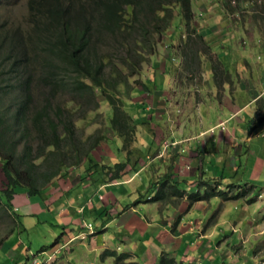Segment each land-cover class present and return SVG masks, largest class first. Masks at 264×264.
Returning a JSON list of instances; mask_svg holds the SVG:
<instances>
[{"label":"rangeland","instance_id":"rangeland-1","mask_svg":"<svg viewBox=\"0 0 264 264\" xmlns=\"http://www.w3.org/2000/svg\"><path fill=\"white\" fill-rule=\"evenodd\" d=\"M43 1H0V32H9L11 35L16 34L21 39V42H24L33 35L28 40L27 45L31 46L28 53L30 55L34 54L25 68L33 74L32 80L39 81L31 105L33 109L38 107L48 97L53 99V102H66L72 98L71 95L65 92L52 91L41 80L43 62L47 59V56L43 47H41V41L39 40L37 45H35V42L41 34L40 21L42 16L37 9L41 8L40 2ZM204 1L193 0L195 16L192 25L197 31L196 34H193L191 40L189 41V34L187 33V27H185L186 24L182 19V15H179V9H177L179 13L173 25L165 33L162 41L158 40L160 43L157 53L148 55V60L143 62L140 73L135 77L128 78L127 84L129 85L126 84L119 87L117 95L124 101L123 108L130 115L129 117H121V125L123 123V126L119 130L124 131L126 134H122V132L112 125V118L114 117L112 106L100 92L96 94L99 108L91 111L84 120L80 119L79 115L76 116L77 126L80 128L79 134L85 141L87 151L91 150V156L95 160L110 166H115L116 163L121 161H128L127 167L121 172V179L124 177L126 180L129 179V176L134 174L132 170L135 167H145L147 163H150L149 169L151 170L147 168V172L149 171L150 174L152 172L153 174L167 172L168 166L166 164L173 159L170 149L172 146L177 147V145H174V140L171 142V133H179L180 124L186 126L182 127L184 132H186L180 138L183 141H185L186 137H190V132H197L194 135L196 136L194 140L186 143L182 142L183 145L181 143V146L197 149V143L203 142L206 144L209 139L211 144H213V136L217 134L216 132H209L206 135H201L200 133L203 128L210 126L213 122H217L218 116L223 113L219 110L223 109V105H214L215 103L208 102L202 106L200 115L198 116L195 111L200 110L201 98L199 96L196 98L194 92L198 89L199 84L204 83L202 81H226L228 80V76L230 78L233 77L232 81H260V76L257 72L259 70L258 64L264 62V36L262 39L261 36H257L264 35V0H257L254 3L242 0L232 7L233 10H236L234 13L231 12V8L228 10L227 8L229 7L223 4V1L227 2L229 0H209L208 4L212 8L209 13L204 7L206 4L203 3ZM208 4L207 6L209 7ZM223 7L226 10L225 12H221ZM201 13L205 15L204 17L211 14L226 13L227 22L223 26H220L216 24L219 20L218 22L202 21L205 25L202 26L200 23ZM212 33L213 36L211 35ZM231 35L234 36L232 39L229 38ZM224 39H227V43L231 48L230 51H225V53L230 52L228 62L231 72L229 70L225 72L223 68H219L221 62H218V54L215 55L214 53L216 49L219 54L223 51V47L226 45ZM245 40L247 44L242 43ZM204 47L208 50L205 53L199 54L198 51L203 50ZM193 49L196 52L194 56L191 52ZM3 50L0 47V95L4 90L9 92L3 104L6 106L16 101L17 89L12 85L15 81H21L22 74L20 75L16 72L11 74L6 73L8 63H1V53H3ZM105 50L108 53H112V55L118 54L120 52L119 43L117 41H110L109 46H106ZM37 52L41 54L38 58L36 57ZM233 60H236L235 68L231 69L230 62ZM250 61L253 67L247 66V62ZM160 63L163 68L162 72L167 75V78L164 79L161 74V79H158V81H166V83L160 87L161 89H155L152 81L159 75L158 67ZM215 65H218V69L215 68L217 74L213 69ZM120 69L123 73L128 72L127 68L120 66ZM166 69L169 70L166 71ZM112 70L113 67L107 68V72ZM220 84L223 87L222 83ZM152 85H154L153 88L148 91ZM233 88L234 86H231L230 90ZM164 91L173 100L179 101L178 103L173 101L171 106L173 104L177 108L182 106L183 114L178 113L176 107L170 106L171 108L166 109L167 114L165 113L164 115V102L160 100L156 104L154 103V100L158 96H161ZM241 95H244V93L241 92ZM140 97H144L145 102L154 103L153 105L158 108L155 118L160 119L162 117L160 115H164L161 121L157 120L158 122H156L155 118L149 116L154 111H146V115L143 117L144 112L142 113V110L139 108L140 106L135 105V101H140ZM243 105L244 101L242 100L240 106ZM186 107L192 110L189 113L192 120L188 123H185L187 113L184 109ZM74 109L76 110L77 108L75 107ZM257 109L258 107L253 103L247 111L245 110V112L239 114V117L243 120L242 123L238 122L239 119L234 117L218 127L222 128L224 126V128L232 131L233 127L236 126L239 133L237 135L233 133V136L237 138L235 144H226L219 147L218 144L214 143L215 152L209 149L203 152L206 164L212 161L211 168H207L206 170L210 176L213 175L214 170L223 172L224 164H221V157L223 155L235 156L234 164L226 166V173H222V177L218 176L219 180L222 179V184L219 185L218 182H214L212 186L217 191L223 187L224 191H228L232 195L237 190V193L247 190V194L241 198L229 200L218 196L210 201L213 206L209 208V217L213 215V219H219V216H221L219 227L222 236L218 240H215L214 244L208 246L206 243H200L197 246L189 244L191 250L190 256L197 258L198 264H264V135L262 136V129H256L254 133H250L258 123L257 119L254 123H250V120L255 119ZM233 120H235V123ZM173 121H176V123L170 127ZM136 122L138 123L137 125ZM134 126V132L129 134L131 127ZM218 128L213 129V131H217ZM161 131H164L165 134H162ZM223 140H226L225 136H223ZM158 142L160 144H157ZM93 147L95 148L93 149ZM159 147H163V152L156 153ZM173 153L175 154L176 151ZM180 158L184 160L182 156ZM218 158L220 162L217 160ZM142 159H146V161ZM74 160L75 162L72 166L63 168L61 174L55 177L52 183L47 186L45 194H49L44 200L52 203L63 197V201H65V198H70V195L66 191L69 186L78 183L80 179L89 178L85 170L91 167V161L86 157H76ZM183 162L188 164V160L181 161V163ZM170 164L174 167L175 162H170ZM44 168L46 167L41 169L43 170ZM175 169H177V166ZM136 180L131 185V188L142 191L143 185L140 177ZM4 182L5 176L0 162V186ZM238 184L241 186H237ZM231 185L232 187L230 188L229 186ZM19 194H25L27 200L17 201L20 208L19 214L22 215L20 217L22 224L15 227L13 232L12 230L16 221L9 214H5L0 208V264H47L51 261H54L53 264H58L59 260H55V258L51 260L48 258L49 262H47V255L42 254V252L47 249L51 250L55 246V242L63 237V225H58V222L55 220L56 215L48 211V207L44 206V200L40 195L29 197L24 188H21ZM78 194L79 189H75L72 196ZM19 199H21L20 196ZM27 203L31 204L32 211L37 209L38 213L35 215L24 214V212H27L25 206ZM54 208H56V205L53 206ZM103 215V213L100 215L95 213L85 214L86 219L95 224L94 229L98 231L96 235H104L105 241H109L112 237L110 233H114L115 228L113 230L110 229L108 233L107 231H103L101 228V217ZM78 243L79 241L74 244ZM106 250L104 249L102 252ZM209 250L212 255L206 259L205 254ZM100 252L92 251L87 246H84L83 248L78 247L75 253L69 256L74 260L73 264H139L132 256H127V258L121 260L118 259L121 252H117V257H103L104 252ZM140 253L141 250H139L138 254ZM77 254L84 255L86 259L82 261L77 260L75 257ZM184 256V249H182L179 252V260L184 259ZM61 259L63 260V258ZM153 263V260L144 261V264Z\"/></svg>","mask_w":264,"mask_h":264},{"label":"trees","instance_id":"trees-1","mask_svg":"<svg viewBox=\"0 0 264 264\" xmlns=\"http://www.w3.org/2000/svg\"><path fill=\"white\" fill-rule=\"evenodd\" d=\"M240 1L242 0H229L223 3L229 7H226L228 10L231 8V11H236L232 7ZM245 1L254 3L257 0ZM44 2L40 5L41 8L37 9L42 19L41 34L35 42L37 45L39 40L41 41V47L47 56L43 62L41 80L52 91L65 92L72 96L71 99L66 102H53V99L48 97L33 109L31 105L39 81L32 80L33 74L25 69L34 54L28 53L31 49V46L27 45L30 38L21 42L16 34L0 32V47L4 49L1 53V63H8L6 73L22 74L21 81H15L12 85L17 89L14 103L3 105L9 93L7 90L0 95V162L5 176V182L0 186V208L16 223L22 215L16 213L13 201L21 188H24L29 197L40 195L44 199L47 186L61 174L63 168L72 166L76 157H86L91 161V167L85 170L88 177L100 175L104 183L121 178V172L127 167L128 161L110 166L95 160L91 156V150L87 151L85 141L79 134L76 116L79 115V118L84 120L91 111L97 110L99 102L96 94L100 92L112 106V125L122 134H126L119 130L123 126L121 117L130 115L123 108L124 101L117 95L119 87L126 85L128 78L140 73L148 55L157 53L159 43L179 13L177 9L186 24L189 41L197 31L192 25V0ZM6 41L8 42L4 43ZM110 41L119 43L118 54L112 55L105 50ZM207 50L204 47V53ZM191 52L194 56L195 53ZM39 56L41 54L37 52L36 57ZM120 66L127 68L128 72L123 73ZM110 67H113V70L107 72ZM215 68L218 69V65L213 66L217 74ZM256 119L258 123L250 131L251 134L256 129L264 128V103L250 123H254ZM130 130L129 134H132L135 126ZM43 167L46 168L42 170ZM222 176L223 174L220 175ZM217 179L220 184L222 179ZM151 184H161L153 201L165 203L174 200L177 203L185 196L186 191L180 189L179 182L173 181L170 175H165ZM237 191L232 195L228 191H216L215 187L210 185L204 194L192 193L188 200L192 206L199 200L210 199L216 195L229 200L247 194V190L240 193ZM21 224L22 221L14 225L12 232ZM117 255L116 251L110 249L103 253V257ZM127 256L128 253H121L118 259ZM160 264L183 262H177L171 253H164Z\"/></svg>","mask_w":264,"mask_h":264},{"label":"crops","instance_id":"crops-1","mask_svg":"<svg viewBox=\"0 0 264 264\" xmlns=\"http://www.w3.org/2000/svg\"><path fill=\"white\" fill-rule=\"evenodd\" d=\"M203 3H206L204 7L207 9L208 13L211 12L212 8L208 4L209 0H205ZM221 12L225 11L221 9ZM226 17V13H219L218 15L211 14L207 17H201L200 23L202 26H205L202 21L218 22L219 20L222 25L219 22L216 24L223 26L227 22ZM206 28H208V26H206ZM211 35L213 36V33ZM259 36H261L262 39L264 35L261 34L257 37ZM233 37L234 36L231 35L229 38L232 39ZM224 42L226 45L223 47V51L219 54L216 49L214 53L215 55L218 54L217 59L221 62L219 67L223 68L226 72L229 70L228 60L230 58L229 51L231 48L227 43V39H224ZM194 50L195 49H193V52L196 54ZM226 50L229 51L225 53ZM198 52L199 54L204 53L202 49ZM221 53H223V55H221ZM235 63L236 60L230 62L231 69L235 68ZM247 66L253 67L252 62H247ZM158 69L159 75L152 81L155 85V89H161L160 87L166 83V81H158V79H161V74L164 79L167 78V75L162 72L163 68L161 63L159 64ZM258 69L257 74L260 76V81H232L233 77L230 78L228 76V80L230 81H202L204 83L199 84L198 89L194 92L196 98L198 96L201 98L200 110L195 111L198 116L200 115L202 106L206 105L208 102L215 103L214 105H223V109L217 108L223 112L218 116L217 122H213L210 126L203 128L200 133L201 135H206L209 132H216L217 134L213 136V144H211L209 139L206 144L203 142L197 143V149H189L188 146H181L182 142L186 143L194 140L196 137L194 135L197 132H190V137H186L185 141H183L180 138L184 136L186 132H184L182 127L186 126L180 124L179 133H171L172 141H170L173 142L174 140V145H177V147H170L173 158L170 162H175V165L173 167V165L168 162L166 164L168 166L167 172L163 174H153L152 172V174H150L149 171L147 172L150 163H147L145 167L140 166L139 168H136V170L134 169L135 171L132 170V173L134 174L129 176L130 178L127 180L124 177L122 179L120 178L121 180L104 183L102 176L94 175L92 178L89 177L84 180L80 179L78 183L69 186L66 191L67 194L70 195V198H65V201H63V197L52 203L44 200V206L48 207L47 209L49 212L56 215L55 220L58 222V225H63L64 227V235L55 242V246L51 250H43L42 254L47 255L46 261L49 262L48 258H50V260L55 258V260H59L58 264H73L74 260L70 258L69 255L74 254L78 247L83 248L84 246H87L92 251H101L100 253H103L104 251L102 252V250L104 249H110L115 250L118 253L123 252L131 254L129 256L135 258L139 264H144L145 260H153V264H160L161 257L164 253H171V256L175 258L177 262H183V264H198L197 258L190 256L191 250L189 244L191 243L197 246L198 244L200 245V243H206L208 246L214 244V241L222 236L219 227L221 224V216H219V219H213L212 212V216L209 217V208L213 206L210 201L214 197H218V195L214 196L212 199L199 200L192 206L189 203L188 197L190 194L199 191L204 194L208 186L217 182L216 179L218 176L222 173H226V166L234 164L235 156L221 155V164H224L223 172L214 170L213 175L210 176L206 170L207 168H211L210 165L212 161L206 164L203 152L206 149L215 152V144H218L219 147L226 144H235L237 138L233 136V133L236 135L239 133L236 126L233 127L232 131L228 130V128H224V126L222 127L224 129L218 127L234 117H236V119L238 118V122L242 123L243 120L239 117L241 112H245V110L247 111L253 103L256 104L258 109L264 103V62L258 64ZM168 70L169 69H166V71ZM217 82L222 83L223 87ZM154 85H152L148 91H150ZM231 86H234L232 90H230ZM241 92H243L244 95H241ZM139 99L140 101H135V105L140 106L139 108L142 110V113L144 112L143 117H145L146 111H154L153 114H149L151 118H155L158 113V108L153 105L154 103L156 104L160 100L164 102L165 115V113L167 114L166 109L176 107L173 106L174 104L171 106L173 101L175 103L179 102L176 99L173 100L169 97L166 91L162 92V95L158 96L153 104L145 102L144 97H140ZM242 100L244 101V105L240 106ZM147 103H149V105H147ZM182 108V106L180 108L178 107L176 109L177 112L183 114ZM188 108L186 107L184 109L187 113L185 123L192 120L189 115L192 110ZM220 111L218 112L220 113ZM231 114H233V116H231ZM164 115H160V117H164ZM162 117L160 119L155 118V121H161ZM233 122L235 123V120H233ZM174 123H176V121H173L170 127ZM215 128H218V130L213 131ZM261 131L263 136L264 128H262ZM161 133L165 134L164 131H161ZM223 136H225L226 140H223ZM157 144H160V142ZM161 151L163 152V147H159L157 152H155L158 153ZM174 151H176L175 154L173 153ZM181 156L184 160H188V164H186V162L181 163V161H184L180 158ZM142 160L146 161V159ZM217 160L220 162L219 158ZM176 166L177 169H175ZM165 175H170L173 181H178L179 188L186 191L185 196L181 201L177 203H175L174 200L165 203L160 201H150L151 196L152 198L155 196L161 185L154 186L151 183L162 179ZM139 177L143 185L142 191L140 189L131 188V185L137 181L136 179ZM221 184L222 180L219 185ZM75 189H79V194L72 196ZM220 190H224V188L222 187L218 189V191ZM48 194L49 193L44 194V197L46 198ZM19 196L21 199H19ZM25 196V194H18L15 196L14 205L15 209L18 211L20 208L18 207L17 201L27 200ZM55 205L56 208L53 209V206ZM25 206L27 212H24V214L35 215L38 213L37 209L32 211L31 204L27 203ZM88 213H95L97 215H100L101 213L104 214L103 217H101V228L103 231H107L108 233L110 229L113 230L115 228L114 233H110V236L112 237L109 241H105L104 235H96L98 231H95L94 229L95 224L86 219L85 214ZM90 223L93 225L94 234L89 235L87 239L78 237L81 233L90 230ZM170 230H172V232H170ZM90 232H92V230H90ZM77 241H79V243L75 245L74 243ZM182 249H184L185 256L184 259L182 258L180 261L179 252H181ZM139 250H141L140 254H138ZM211 255V251L209 250L206 252L205 258L208 259ZM75 257L79 261L86 259L82 254H77ZM61 258H63V260ZM53 262L51 261L47 264H53Z\"/></svg>","mask_w":264,"mask_h":264},{"label":"clouds","instance_id":"clouds-1","mask_svg":"<svg viewBox=\"0 0 264 264\" xmlns=\"http://www.w3.org/2000/svg\"><path fill=\"white\" fill-rule=\"evenodd\" d=\"M0 1H1V0H0ZM192 1H193V0H192ZM34 2H35V1H34ZM43 3H45V2H44V1H43V2H40V5H42ZM223 4H224V3H223ZM222 9H223L224 11H226V10L224 9V7H223ZM193 10H194V7H193ZM231 12L234 13L235 11H231ZM201 14H202L201 17L203 18V17H204V14H203V13H201ZM194 16H195V13H194ZM201 17H200V18H201ZM30 38H31V37H30ZM242 43H243V44H247V41L245 40V41H243ZM223 70H224V69H223ZM136 123H137V122H136ZM238 185H240V184H238ZM240 186H241V185H240ZM252 187H253V186H252ZM45 190H46V189H45ZM220 191H224V190H220ZM25 192H26V191H25ZM199 192H200V191H199ZM195 193H197V192H195ZM204 193H205V192H204ZM18 194H19V193H18ZM18 194H17V195H18ZM44 194H45V191H44ZM202 194H203V193H202ZM155 195H156V194H155ZM28 196H29V195H28ZM218 196H220V195H218ZM43 197H44V195H43ZM154 197H155V196H154ZM154 197H153V198H154ZM213 197H214V196H213ZM213 197H212V198H213ZM44 198H45V197H44ZM153 198H152V196H151L150 201H153ZM188 198H189V197H188ZM212 198H210V199H212ZM14 199H15V198H14ZM43 200H44V199H43ZM204 200H205V199H204ZM206 200H208V199H206ZM13 202H14V201H13ZM14 208H15V207H14ZM15 211H16V213L19 212L17 209H15ZM19 220L21 221V219H19ZM20 221H19V222H20ZM19 222H17V223H19ZM17 223H15V226H16ZM89 229L92 230V232H90V230H89L88 232H83V233H81V235H79L78 237H80V238H82V239H87L89 235L94 234V231H93V225H92L91 223L89 224ZM95 233H96V232H95ZM83 236H84V237H83ZM114 251H115V250H114Z\"/></svg>","mask_w":264,"mask_h":264},{"label":"built area","instance_id":"built-area-1","mask_svg":"<svg viewBox=\"0 0 264 264\" xmlns=\"http://www.w3.org/2000/svg\"><path fill=\"white\" fill-rule=\"evenodd\" d=\"M84 237V236H83Z\"/></svg>","mask_w":264,"mask_h":264}]
</instances>
